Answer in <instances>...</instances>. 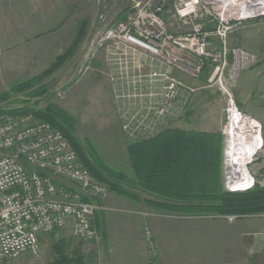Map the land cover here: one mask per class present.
Returning <instances> with one entry per match:
<instances>
[{
    "label": "built area",
    "instance_id": "obj_1",
    "mask_svg": "<svg viewBox=\"0 0 264 264\" xmlns=\"http://www.w3.org/2000/svg\"><path fill=\"white\" fill-rule=\"evenodd\" d=\"M94 4L99 13L87 40L85 63L101 48L124 49L111 50V55L135 62L137 73L130 77L134 81L141 77L140 53L192 78H198L207 66L211 72L207 87L216 84L226 96L224 187L242 192L255 184L264 186L250 172L248 179L228 175L230 148L238 156L252 141L249 165L263 149L264 140L257 120L242 138H228L230 128L238 130L244 120L255 119L238 108L225 85L233 83L242 68L262 62L254 53L229 46L227 40L244 22L264 20V0H95ZM165 80L158 106L139 107L125 117L124 127L131 135L156 133L158 119L171 103L196 91L174 77L165 76ZM185 105L183 99V112ZM11 109L0 108V264L36 252L41 235L66 226L80 240L96 238L94 217L105 209L102 200L108 194V185L89 173L59 130L30 113L16 114ZM237 181L243 185L233 186Z\"/></svg>",
    "mask_w": 264,
    "mask_h": 264
},
{
    "label": "rangeland",
    "instance_id": "obj_2",
    "mask_svg": "<svg viewBox=\"0 0 264 264\" xmlns=\"http://www.w3.org/2000/svg\"><path fill=\"white\" fill-rule=\"evenodd\" d=\"M53 1H55L53 3V6L50 5L49 7H42V5L50 4L47 1L42 0L33 2L30 5L28 3L27 10L29 12L32 11L31 13L45 12L55 14L52 16L50 22L45 23L43 26H40L37 32H28L27 36L22 39V42L24 43H13V41L9 43L8 41V44H4L5 40L2 39V36H0V94L3 91L9 89V85L13 81L21 79L22 77L25 78L36 75L47 68L50 63L56 58V56L65 51V49L70 45L76 22L79 19L86 18L88 20V26L84 38L74 51L71 59L63 67H61L60 70H58V72L52 79V91L54 93V100L65 110H67L69 114L76 118V122L79 128V134L81 135V137H84L91 141L95 145L97 151L102 155V157L108 162L109 165L117 169H127L128 163L126 144L129 140L135 138L134 135H131V131L127 127H124L126 126L128 121L122 118H118L117 113L114 112L116 110H114V108H112V106L108 104L104 107L103 105L99 106L100 109L103 107V113L100 111L99 114H95L92 119L88 121L82 120V122H80L78 115L75 114L72 110L73 106H71L70 104L72 103V92H69L68 89L70 84L78 81L84 76H87L90 72V68H97V66L100 65V61H98L100 60L98 59L99 57H103V64L108 67L117 66L122 68H133L135 62L132 61L130 57H125V59L123 57H120V59L117 56H114V54L111 55V50H113L111 48H101L95 53L94 57H92L89 62L85 63V49L88 43L87 40L96 27L99 8L95 6L94 0H88L87 2L85 0ZM20 3H23V0H5V4L6 6H8V8L4 10L5 14L2 17L3 20L0 25H2L3 22L7 21V17L9 15L15 16L16 18L19 17ZM62 3H64L66 6L60 7ZM34 5L37 6V8ZM32 6H34L35 9L33 8L31 10ZM63 13L66 14L63 15ZM61 15L63 16L60 17ZM34 18V14L28 15L27 23H30L32 20L34 21ZM6 28V26L3 28L2 33L6 31ZM51 28H54V30L49 31ZM227 42L229 46H239L247 50L248 52L256 54L260 58V60H262V58L264 57V20L244 22L237 30L229 35ZM24 50H27L28 56L32 57L30 59L32 68L24 67L26 66L24 65L26 60L23 59V55H20V51ZM121 50L124 51V49ZM121 50H113V52H120ZM84 66H86L87 69L82 71L81 73H78V70L80 68H84ZM139 73L140 72H138V74ZM210 74L211 72L206 71L205 68V71L200 74L201 79H203L204 81L206 80L207 82ZM225 85L227 87V90L232 95V98L234 99L238 108L243 113H246L247 115H250L253 118L257 119V121L260 123L261 134L264 140V63L260 61L253 66L242 68L237 72L234 82L225 83ZM191 87L195 88L193 86ZM207 88L208 90H211L212 93H216L215 98H217L218 100L222 99L221 101H224L222 112L223 123L220 128V133L223 137L222 183L224 190L227 191L224 187L226 141L223 134L226 96L218 89V86L216 84H213ZM21 99H23V97L14 96L9 98V100L0 101V108L21 107ZM131 110L134 111L136 109ZM159 129H162L161 125L159 126ZM248 170L250 173H253L258 182L264 184V147L256 156L255 160L248 165ZM115 195L119 194L110 191L108 187V194L102 200L105 209L97 212L94 217V227L97 231L96 238L88 241L80 240L74 237L71 229L66 226L61 229L55 230L52 233L41 235V239H39V242L37 244L36 252H26L16 259L5 264H46L48 261H50L52 256L51 245L58 239L62 238L70 240L71 245L73 246H80L81 250L85 253L93 252L96 258V262L94 263L101 264L103 260V252L99 247V243H101L100 241L102 237L101 227L97 224V218L99 220V216L102 212H108L107 214L112 215L128 216L135 214L132 211L134 209L129 208L128 206H126V204L121 205L122 203L120 201H118L119 204L114 202L107 204V199L109 198V196L111 198H115ZM151 208L155 211L145 212L143 214L145 217L168 219L176 222L197 220L196 224H213V227L219 228V230H214V232L219 231L218 236L214 234V237H209V240L219 243L220 248L217 252V257L220 264H239L240 262H242L238 261V259L234 260L235 262L232 263L231 260H228L227 262L226 256H228L230 253L229 244L237 243L238 239H240V230H238V228L244 223L248 224V222L250 221L254 224L252 227V239H255L254 236L257 238L262 237V239H264V213L236 216L234 220L230 221L225 216L222 217L213 213L182 214L161 211L158 209H154L153 207ZM141 241L143 245L142 256L143 258H145L146 264H160V250L156 245V238L151 229V226L147 223L143 224L142 226ZM252 251L253 254L259 255L260 252L264 250L261 249L260 245L256 244L253 246ZM224 261L225 263H222Z\"/></svg>",
    "mask_w": 264,
    "mask_h": 264
},
{
    "label": "crops",
    "instance_id": "obj_3",
    "mask_svg": "<svg viewBox=\"0 0 264 264\" xmlns=\"http://www.w3.org/2000/svg\"><path fill=\"white\" fill-rule=\"evenodd\" d=\"M38 1L41 0H23L24 4L20 3L19 17L9 15L7 21L0 25V36L5 40L4 44H8V41L9 43L12 41L13 43H24L22 39L27 36L28 32H37L40 26L50 22L55 13H31L32 11L27 10L28 3L30 5ZM42 1L50 3L42 5V7L53 6L55 2L53 0ZM62 4L60 7L66 6L64 3ZM34 6L31 7V10ZM35 7L37 8V6ZM7 8L5 0H0V24L5 14L4 10ZM31 14H34V21L27 23L28 15ZM65 14L63 13V15ZM5 26L7 28L3 34L2 30ZM51 30L54 28L49 31ZM20 55H23V59L26 60L24 67L32 68V64H30L32 57L28 56L27 50L20 51ZM139 57L143 62V68L139 73L141 77L136 81L130 78L137 73L133 68L108 67L103 64V57H99L100 65L97 68H90L87 76L70 84L68 91L72 92V103H69L73 106L72 110L78 115L80 122L92 119L100 111L103 113V107L108 104L116 110L114 112L117 113V117L122 119L133 113L131 109H138L146 105L158 106L163 100L161 91L166 83L165 76H170L195 87L197 91L194 94H182L171 103L164 115L158 119L162 130L179 128L186 131L220 132L223 123L224 101L215 98L216 93L208 90L206 80L201 79V76L192 78L176 68H168L144 53H140ZM183 99L186 100L184 112L182 110ZM101 105L103 107L100 109ZM142 197L144 198L143 195ZM118 201L122 203L121 205L126 204L129 208L134 209L132 211L135 214L130 216L107 214L108 212L100 214L99 226L102 238L99 247L103 252L101 264H146V260L142 256L141 241L142 226L145 223L151 226L156 238V245L160 250V264H220L217 257L219 243L209 240V237L219 234V231L214 232L219 228L213 227V224H196L197 220L176 222L145 217L143 215L145 212L155 210L145 205L141 199L132 200L120 195H115V198L109 196L107 204L112 202L119 204ZM253 225L249 221L248 224L244 223L238 228L240 239L237 243L229 244L230 253L226 256L227 262L231 260L232 263L238 259V261H242L239 264H264V251L259 255L253 254L252 251L256 244L264 250L262 237L254 236L255 239H252Z\"/></svg>",
    "mask_w": 264,
    "mask_h": 264
},
{
    "label": "trees",
    "instance_id": "obj_4",
    "mask_svg": "<svg viewBox=\"0 0 264 264\" xmlns=\"http://www.w3.org/2000/svg\"><path fill=\"white\" fill-rule=\"evenodd\" d=\"M86 18L79 19L70 45L40 73L17 79L0 94V101L21 96L16 114L30 113L59 130L69 141L80 162L110 191L147 206L182 214L218 216L264 213V186L246 191H225L222 183L223 137L220 132L160 129L142 134L126 144L127 169H117L97 151L95 145L79 134L76 118L54 100L52 79L72 57L84 38ZM206 71H209L206 66ZM144 196V198L142 197ZM99 226V220L97 218ZM52 233V232H51ZM41 239V238H39ZM46 264H95L93 252H83L70 240L58 239L51 245Z\"/></svg>",
    "mask_w": 264,
    "mask_h": 264
},
{
    "label": "bare ground",
    "instance_id": "obj_5",
    "mask_svg": "<svg viewBox=\"0 0 264 264\" xmlns=\"http://www.w3.org/2000/svg\"><path fill=\"white\" fill-rule=\"evenodd\" d=\"M256 122V120L254 121H249V120H244L242 122V124L240 125L239 129H234V127L230 128L228 131V138L230 140H233V138H242L245 134V132L248 130V128L250 126H252V124H254ZM247 134V133H246ZM247 145V146H246ZM245 147L247 149V151L244 149L242 151V153L235 154L233 152V148L229 149L230 151V155H229V159L227 160V169H228V175L232 178V177H237L240 176L242 177V179H248V175H249V171H248V162L250 160V155L253 151V144L252 141H249L248 143H246ZM233 186L236 187H241L243 184L240 182H234L232 183Z\"/></svg>",
    "mask_w": 264,
    "mask_h": 264
},
{
    "label": "water",
    "instance_id": "obj_6",
    "mask_svg": "<svg viewBox=\"0 0 264 264\" xmlns=\"http://www.w3.org/2000/svg\"><path fill=\"white\" fill-rule=\"evenodd\" d=\"M262 62L264 63V58L262 59Z\"/></svg>",
    "mask_w": 264,
    "mask_h": 264
}]
</instances>
